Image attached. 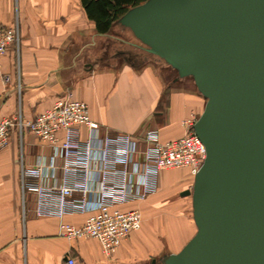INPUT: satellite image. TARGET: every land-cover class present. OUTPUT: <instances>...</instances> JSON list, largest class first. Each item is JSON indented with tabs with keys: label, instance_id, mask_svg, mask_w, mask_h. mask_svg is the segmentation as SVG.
<instances>
[{
	"label": "crops",
	"instance_id": "1",
	"mask_svg": "<svg viewBox=\"0 0 264 264\" xmlns=\"http://www.w3.org/2000/svg\"><path fill=\"white\" fill-rule=\"evenodd\" d=\"M15 23L20 42L10 44L0 60V119L14 114L19 106L25 118H33L70 95L88 104L91 118L102 124L103 131L130 133L142 145L140 137L148 129H157L164 141L183 136L188 132L183 121L198 118L204 109L206 99L196 85L189 84V78L170 77L174 68L121 36L130 34L128 30L114 25L110 33L97 31L81 0H0V29ZM116 43L144 56L137 58L120 48L107 53V47ZM3 72L11 76L8 87L3 85ZM81 131L85 136L86 128L82 126ZM18 139L14 132L9 144L0 149V264H62L69 254L77 264H159L156 258L178 252L190 239L158 237L159 231L171 236L169 226L163 224L169 216L162 214L160 222L154 215L164 208L154 195L168 185L164 177L168 169L159 172L158 189L148 200L120 206L153 216L144 222L142 213L141 227L122 240L113 258L103 254L94 237L66 239L59 234L57 218L35 214L36 196L23 192L21 183L22 164H35L44 155L49 164L60 165L61 158L28 131L21 142ZM174 170H184L185 179L194 180L188 168ZM179 177L176 183L183 182ZM91 210H96L93 199ZM86 216L67 214L64 221L81 225Z\"/></svg>",
	"mask_w": 264,
	"mask_h": 264
},
{
	"label": "water",
	"instance_id": "2",
	"mask_svg": "<svg viewBox=\"0 0 264 264\" xmlns=\"http://www.w3.org/2000/svg\"><path fill=\"white\" fill-rule=\"evenodd\" d=\"M117 24L206 99V158L181 192L197 231L161 264H264V0H146Z\"/></svg>",
	"mask_w": 264,
	"mask_h": 264
},
{
	"label": "built area",
	"instance_id": "3",
	"mask_svg": "<svg viewBox=\"0 0 264 264\" xmlns=\"http://www.w3.org/2000/svg\"><path fill=\"white\" fill-rule=\"evenodd\" d=\"M19 42L18 23L0 29V60L10 44L18 46ZM1 76L8 87L10 74ZM196 120L195 116L185 119L188 132L172 140L164 141L157 129H148L140 145L130 133L103 131L102 124L91 118L88 104L68 95L33 118H25L20 106L14 114L2 117L0 149L9 144L14 132L22 138L26 131L49 146L53 156L61 158L60 165L49 164L43 155L35 164L21 167L23 192L36 196L35 214L57 218L59 234L68 240L98 239L103 254L113 258L122 240L142 225L138 208L120 206L154 194L162 170L185 167L195 176L200 169L206 146L193 129ZM92 199L95 211L91 210ZM74 213H87L81 225L64 221L65 215ZM62 264L77 261L69 254Z\"/></svg>",
	"mask_w": 264,
	"mask_h": 264
},
{
	"label": "rangeland",
	"instance_id": "4",
	"mask_svg": "<svg viewBox=\"0 0 264 264\" xmlns=\"http://www.w3.org/2000/svg\"><path fill=\"white\" fill-rule=\"evenodd\" d=\"M125 29L128 30L130 32V34L126 32V35L121 34V36L126 40H133L134 42H137L139 44V41L134 37V35L130 31V29L124 27V31H125ZM120 32H122V31H120ZM108 41H109V39H108ZM118 48L125 51L124 53H128V51L129 52L131 51V53L136 55V57L137 56L138 57L144 56L143 52L137 51V53H139V54H137V53H135V51H133V49L131 50L128 45L126 46L123 43L122 44L116 43L115 47H114V44H113V46L107 47V50L109 49V51L107 53H110L112 55V54L116 53ZM119 60H120V58H118V61ZM170 70L172 72V74L169 75L170 77H172L173 75H175V76L177 75L176 71H174L172 69H170ZM187 78H189V80H190L189 81L190 85H193V84L195 85V83L191 77H187ZM18 138H19L18 139L19 142H21V137L18 136ZM171 170L172 169H168V172H166L164 175L165 179L168 180L167 181L168 185L165 184V185H167L166 188H162V186H161V189L159 190V192H157L154 195V196L158 197V203L157 204H164V208L166 209V211L163 210L164 208L162 209L159 206L160 208H159L158 212L154 215L159 216L160 222H161L162 214H164L165 216H167V215L169 216V220L167 222L165 220L163 222V224L169 226L170 234L172 237L164 235V233H161L160 231L158 233V235H159L158 237L160 239H166V237H168V239H170V240H172L173 238L174 239H176V238H178V239L188 238L189 239L197 231V227H196L194 219H193L192 197H191V195L181 196V192L185 189H191L192 190L194 180L187 181V179H185V178H187L188 175H187V172L184 170H183V172H181L180 170H174V171H171ZM178 177L181 178V180H183L182 183H176L175 182V180ZM179 182H181V181H179ZM151 196L146 198V200H148ZM142 213H143V219H144L143 221L144 222H146L148 220L150 221L152 219L151 216H153V214H151L149 212L146 213V212H144V210L142 211ZM162 221H163V218H162ZM165 255L166 254H161L158 258H156L157 263L161 264L162 259Z\"/></svg>",
	"mask_w": 264,
	"mask_h": 264
},
{
	"label": "trees",
	"instance_id": "5",
	"mask_svg": "<svg viewBox=\"0 0 264 264\" xmlns=\"http://www.w3.org/2000/svg\"><path fill=\"white\" fill-rule=\"evenodd\" d=\"M146 0H81L87 16L94 20L100 33H110L113 26L124 28L117 24L118 19L130 8Z\"/></svg>",
	"mask_w": 264,
	"mask_h": 264
}]
</instances>
